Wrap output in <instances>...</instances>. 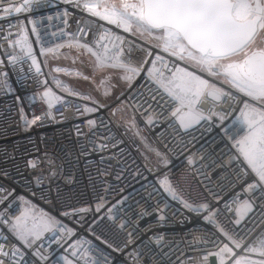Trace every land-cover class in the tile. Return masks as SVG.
<instances>
[{
  "label": "built area",
  "instance_id": "obj_1",
  "mask_svg": "<svg viewBox=\"0 0 264 264\" xmlns=\"http://www.w3.org/2000/svg\"><path fill=\"white\" fill-rule=\"evenodd\" d=\"M23 1L0 0V261L220 264L215 253L227 244L224 264H262L264 256L248 249L264 240V182L235 145L243 134L240 101L205 96L198 107L208 118L185 128L171 116L176 105L160 77L147 71L159 51L148 55L155 41L92 15L89 0H30L11 14ZM85 44L93 52L107 47L109 57L119 52L121 63L139 69L117 68L131 79L110 101L48 73L46 53L70 50L96 61ZM59 68L70 67L52 66L67 75ZM27 202L51 226L26 245L10 229Z\"/></svg>",
  "mask_w": 264,
  "mask_h": 264
},
{
  "label": "snow or ice",
  "instance_id": "obj_2",
  "mask_svg": "<svg viewBox=\"0 0 264 264\" xmlns=\"http://www.w3.org/2000/svg\"><path fill=\"white\" fill-rule=\"evenodd\" d=\"M28 3L30 0H24V5L15 7L14 11L21 12ZM84 6L89 8L87 3ZM2 10L7 13L12 9ZM89 11L124 32L139 38L147 37L145 43L155 41L151 43L148 55H153L152 49L159 51L147 71L160 77L159 87L176 105L171 116L181 126L187 128L208 118L198 107L205 96L213 100L226 97H231L234 102L239 100L241 128L237 134H243L235 140V145L247 169L259 182H264V0H96ZM115 39L123 41L120 35ZM22 40L26 42L27 36L24 35ZM82 47L96 57V69L123 68L127 73L139 74L138 68L120 62L119 52L109 57L107 47L102 52H93L87 44ZM160 53H167L174 59L165 61ZM176 61L182 62L183 66ZM157 62L163 68H169L171 75L165 78L156 67ZM121 78L130 80L131 76ZM254 186L248 185L249 188ZM31 219L29 226L28 214H22L10 229L26 245L29 237L33 242L39 239L42 226L48 227V221L43 218ZM223 234L236 248L242 247L227 232ZM260 244L259 249L248 250L259 251L264 256V240ZM223 252L232 253V249L226 244L220 253H215L221 257L220 264H224ZM235 264L246 262L241 258Z\"/></svg>",
  "mask_w": 264,
  "mask_h": 264
},
{
  "label": "rangeland",
  "instance_id": "obj_3",
  "mask_svg": "<svg viewBox=\"0 0 264 264\" xmlns=\"http://www.w3.org/2000/svg\"><path fill=\"white\" fill-rule=\"evenodd\" d=\"M93 2H95V0H93ZM44 63L52 78H57L60 83L72 85L81 91L87 92L89 95L98 98L100 101L106 102L114 99L126 86V80L121 78L126 76L123 70L110 67L96 69V61L92 56H76L72 51L65 50L58 54L46 53L44 56ZM54 64L66 65L67 67L78 69L83 74L89 76V79L82 80L79 77H68L65 74L56 75L52 70ZM117 116L120 121H123L125 118L124 115ZM146 151L145 154H149L150 151ZM25 213L29 216V226H31V218L33 217L37 219L43 218L48 221V227L51 226V217L48 214L39 213L34 209L33 205L28 202L25 204L23 214ZM45 230L46 228H43L42 226L41 235ZM32 241L33 239L29 237V243Z\"/></svg>",
  "mask_w": 264,
  "mask_h": 264
},
{
  "label": "bare ground",
  "instance_id": "obj_4",
  "mask_svg": "<svg viewBox=\"0 0 264 264\" xmlns=\"http://www.w3.org/2000/svg\"><path fill=\"white\" fill-rule=\"evenodd\" d=\"M95 2H96V0H95ZM95 2H93V0L87 1L88 5H90V6H92ZM59 69H62L65 73H67L68 77L69 76L74 77V78L79 77L82 80L89 79V76H87L86 74H83L78 69H75V68H69V69L59 68Z\"/></svg>",
  "mask_w": 264,
  "mask_h": 264
},
{
  "label": "water",
  "instance_id": "obj_5",
  "mask_svg": "<svg viewBox=\"0 0 264 264\" xmlns=\"http://www.w3.org/2000/svg\"><path fill=\"white\" fill-rule=\"evenodd\" d=\"M22 5H24V1H23L21 4H19L17 7H20V6H22ZM11 14H16V12L13 11Z\"/></svg>",
  "mask_w": 264,
  "mask_h": 264
}]
</instances>
